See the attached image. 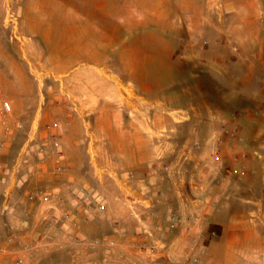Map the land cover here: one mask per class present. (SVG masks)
<instances>
[{
  "label": "rangeland",
  "instance_id": "1",
  "mask_svg": "<svg viewBox=\"0 0 264 264\" xmlns=\"http://www.w3.org/2000/svg\"><path fill=\"white\" fill-rule=\"evenodd\" d=\"M104 1L106 7L99 10L82 3L70 4L72 9H68L57 0L20 3L23 16L32 5L43 6L44 21L54 27V39L66 56L63 62L56 63L23 59L22 49L29 44L32 47L35 39L28 35L30 31L20 28L17 0H0V101L6 99L12 105L5 123L0 124V243L6 248V254H0V264H12L16 255H23L16 244H4L6 236L18 235L24 241V230L29 228L34 241L35 232L43 227L41 211L45 205L39 201L38 192L57 189L62 195L61 185L67 196L75 187L91 189L104 207L99 209L96 203L88 208L68 202L66 207L74 213L78 211L79 215L67 231L74 232L79 243L24 255L22 264H75L71 251L76 250L87 251L92 264L161 262V257L150 256L138 248L137 253L121 252L119 248L134 252L143 215L150 222V240H168L174 234L164 216L165 224L155 228L152 221L159 219L160 213L153 202L161 205L174 199L179 203L178 190L161 173L154 175L148 187L141 178L153 163L179 157L184 138L205 135L212 127L199 126L197 117L194 125L175 127L170 132L172 136L160 135L159 139L164 140L161 149L165 160L151 162L140 173L130 168L127 173L133 172L134 178H128L127 173L105 171L118 162V154L122 153L118 132L106 137L108 124L129 126L135 124V119L150 123L151 114L155 112L158 127L167 128L166 111L182 105V93L186 90L210 87L217 91L237 81L233 74L245 72V66L231 61V56L240 52L231 27L243 21L240 10L251 1L252 16L257 24L251 23L248 29L239 30V38L245 42L244 52L253 49L248 38H257L256 44L262 49L264 0ZM196 24L200 25L199 29H195ZM187 26L190 36L185 35ZM72 31L73 37L70 36ZM187 40L190 50L185 47ZM73 47L74 53L70 54ZM101 68L109 77L99 76ZM72 77L78 78L79 86L91 92L77 90ZM154 104L156 110L152 108ZM141 105L142 113L137 110ZM175 112L176 118L187 119L188 111ZM66 120L68 124L64 123ZM74 120L79 132V156L72 161L89 170L94 166L96 171L84 169L78 174L77 182L61 184L53 179L54 175L63 173L57 171V167L61 166L60 161L67 168L70 165L66 157H59L61 142L57 129L69 126ZM53 122H57L56 127L52 126ZM54 135L58 136V146L52 140ZM194 142L201 144V140ZM134 144L127 143L128 164L133 161ZM45 168L49 177H45ZM10 182L15 183L16 188L6 195ZM156 185L167 186L155 190L157 187H152ZM259 187L260 184L249 194L232 193L221 203L211 205L203 224L205 250L196 264H264V190ZM179 190L183 192L181 187ZM140 191L151 197V206L130 205L126 195L134 197ZM66 199L69 201V197ZM252 199L261 200V205L254 204ZM135 213L141 217L140 221ZM51 233L62 238L59 231Z\"/></svg>",
  "mask_w": 264,
  "mask_h": 264
},
{
  "label": "crops",
  "instance_id": "2",
  "mask_svg": "<svg viewBox=\"0 0 264 264\" xmlns=\"http://www.w3.org/2000/svg\"><path fill=\"white\" fill-rule=\"evenodd\" d=\"M24 0H17L20 4ZM76 1V2H75ZM65 8L72 9L70 4L73 3H82L92 7H95L97 10L103 9L106 7V2L103 0H57ZM253 1L247 3L243 9L240 10V13L244 15L242 17V22L232 25L233 35L236 37L237 45L240 47V52L237 55L231 56L232 62H242L245 66V72L233 74L238 80L228 87L227 89H212L206 87L202 90L199 88H191L182 93V105L177 108H173L171 111H166L168 119V127L159 128L155 123V112H152L150 123H146L143 120L135 119V124H130L129 126L120 124L119 127L114 126L109 122L107 127L106 137L108 135L114 134V131H117L119 134V142L122 143L119 148L122 153L118 154V162L113 165H109L105 171L110 173H127L130 168L136 173L145 171L146 166H150L151 162L156 160H165L164 152H162L161 146L163 145L164 140H160V135L172 136L175 127L179 125H194L196 124L195 118L199 117V126L202 127H212L209 132L205 135L195 134L190 135V138L183 139V145L179 149V154H187L186 165L193 171L197 177L203 178L207 183L208 190V201L215 200L217 203H221L223 198L236 194H249L253 193L254 190L258 188V184L262 190H264V121L262 119H253L249 111L253 109L263 110L264 111V34L261 39L262 49L258 48L256 44V39L248 38V44L252 42L253 49L247 50L244 52L242 46L245 45L243 38H239V30L247 29L255 22V17L252 16L254 13ZM43 6L40 4L32 5L28 12L23 16V7L20 4L19 13L21 15V25L22 30L30 31L31 37H34V42L29 44V47L22 49V56L25 61L35 60V61H47V62H56L61 63L66 59L65 54H63V49L58 46V43L54 39V33L56 32L50 23H46L44 19L46 18L43 15ZM44 21V22H43ZM195 29H199L200 25L196 24ZM190 30L188 26L186 27L185 35L190 36V33L187 32ZM192 30V29H191ZM195 32L196 30L193 29ZM75 35L74 31L70 33V36ZM105 36V35H104ZM185 47L189 49L190 41L187 40ZM26 49V50H25ZM33 49V50H32ZM74 47L71 49L70 54L74 53ZM190 50V49H189ZM190 56V54H188ZM191 58V56H190ZM222 59L219 60V62ZM96 68V67H95ZM99 76L109 77V74L104 68L98 69ZM216 71L222 74L221 70L216 68ZM232 75V76H233ZM97 75H94V77ZM235 78V79H236ZM72 81L76 84V89L80 90L83 93H90L85 86H79L80 81L78 78H71ZM155 110L154 106L152 105ZM142 105L139 109L140 113ZM152 109V110H154ZM188 111L187 119H178L176 118L175 111ZM237 110L247 111V115L238 121V129L240 135L243 137L242 142H238L235 139H232L228 136L227 130L231 125L230 114ZM180 117V115H178ZM174 122V123H173ZM182 123V124H181ZM171 125V126H169ZM163 131L164 133H160ZM168 134H166V133ZM59 133V140L61 145L58 147V151L62 153V157L68 159L67 163L70 165L66 171L61 174L54 175V180L61 183H75L78 181V174L81 173L84 169L89 172L96 171L94 166H91V169H87V166L84 168L72 161L75 157L79 156V140L77 137L78 129L76 125V120L70 123L67 127H60L57 129ZM170 134V135H169ZM70 135L72 138H69ZM128 135H130L128 137ZM70 139V140H69ZM110 141V137L108 139ZM201 140V146L198 149L192 147L194 141ZM134 142L133 150L134 156L133 161L128 164L126 161V151L128 149L127 143ZM59 144V142H58ZM213 145L218 148V156L215 157L212 153ZM97 152V150H95ZM53 158L50 159L49 165L52 164ZM60 164H65L60 161ZM48 168V165H47ZM45 172V177H49V173ZM114 168V169H113ZM42 174V173H41ZM259 174L261 179H259ZM43 176L39 177L42 179ZM64 182V183H62ZM231 183V185H229ZM169 185V184H168ZM181 189L184 192H187L188 186L184 182L181 184ZM167 186V185H166ZM165 185H156L152 188L159 190ZM16 184L13 183L8 185L6 188V195L14 192ZM154 193L156 191H153ZM61 194L67 196L66 190L61 185ZM264 195V194H263ZM262 205L264 206V196H263ZM253 200V199H252ZM261 200H253L254 204L261 205ZM8 202V201H7ZM7 205V204H6ZM159 209V219H153V223L156 224L155 228H162L164 221L163 216L166 213L176 207H181L187 213L194 211L195 207H200L205 213V216L210 214L211 204L205 202L202 204L197 203V201L191 199H185L177 203L174 199L166 201L161 205H157L156 202H153V207ZM258 214V212L256 213ZM264 217V209L262 213ZM143 222L141 221V228L150 229V222L148 223L147 217L143 215ZM152 227V226H151ZM150 231V230H149ZM152 234V233H151ZM24 241L26 243H31L33 241V234L29 228H25L23 234ZM110 240V239H108ZM112 249L111 246H109ZM121 252L126 253H137V247H135L134 252L126 247H119ZM133 248V247H132ZM111 252V250H109ZM43 256L48 255V253H42ZM72 260H75V264H92L91 261H88L90 254L84 250H76L75 253L71 251ZM86 260V261H85ZM29 264V263H27ZM73 264V263H71ZM126 264H130L127 262ZM132 264H136L135 261Z\"/></svg>",
  "mask_w": 264,
  "mask_h": 264
},
{
  "label": "built area",
  "instance_id": "3",
  "mask_svg": "<svg viewBox=\"0 0 264 264\" xmlns=\"http://www.w3.org/2000/svg\"><path fill=\"white\" fill-rule=\"evenodd\" d=\"M12 111L10 101L2 99L0 101V124L5 123V116ZM247 112L239 110L230 114L231 125L227 130L230 138L238 142L243 141V137L239 133L238 121L245 117ZM253 119H262L264 121V111L253 109L250 112ZM68 124L69 121H64ZM53 127L57 126V122L52 123ZM55 145L58 146V136L52 137ZM92 141V137L89 139ZM201 145L193 143L192 147L198 149ZM212 153L215 157L218 156V148L213 145ZM60 158L62 153L59 154ZM187 154H181L175 160L166 161L163 163H153L151 167L146 170L141 178L143 185L148 187L152 184V179L157 173H161L171 180L177 192V201H184L191 199L202 204L209 202L213 205V200L208 201V190L206 181L197 177L193 171L186 165ZM67 170L66 166H58L57 171L64 172ZM128 178H134L133 172L127 173ZM188 186L187 192H181L179 189L181 183L184 182ZM38 199L45 205L42 209L41 220L44 223L43 227L35 232V240L32 244L28 245L18 235L10 234L5 237V245L16 244L19 248V253L23 255H16L12 260V264H22L24 255H32L40 251H46L53 246H70L79 243V238L72 231H67L68 226L72 225L76 220L75 217L78 211H70L66 204L69 202L73 205H79L93 208L97 203L99 209L103 208L100 200L95 196L93 191L85 187H75L70 190L69 201L60 195L57 189L41 190L37 194ZM30 197H33L30 196ZM126 199L130 205H141L149 207L152 205L151 197H147L144 191H140L137 196L126 195ZM135 216L140 221L141 217L138 213ZM164 221L174 229V234L168 240L155 239L150 240L151 232L143 228L137 235L136 247L140 252L147 253L150 256H159L162 261L158 264H196L199 261V256L205 250L203 244V224L205 221V213L200 207H195L194 211L187 213L181 207H176L169 210L164 216ZM33 227V225H31ZM59 231L62 238L54 237L51 231ZM94 245V244H92ZM18 253V252H17ZM0 254H6V248L0 243Z\"/></svg>",
  "mask_w": 264,
  "mask_h": 264
}]
</instances>
